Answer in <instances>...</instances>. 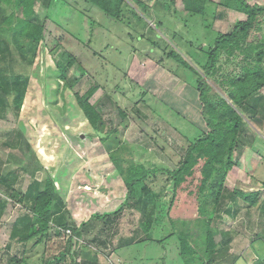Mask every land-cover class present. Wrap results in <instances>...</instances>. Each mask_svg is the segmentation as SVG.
Masks as SVG:
<instances>
[{
	"label": "trees",
	"instance_id": "1",
	"mask_svg": "<svg viewBox=\"0 0 264 264\" xmlns=\"http://www.w3.org/2000/svg\"><path fill=\"white\" fill-rule=\"evenodd\" d=\"M38 1L0 0V107H4L6 100L10 101L11 111L19 120L25 99L35 91L32 90V85L41 54L54 53L56 48L65 47L66 41L78 42L76 49L65 52L64 65L55 62L54 66L42 70L41 79L45 80L43 94L49 104L56 103L53 96L61 95L67 107L72 106L79 113V118H75L74 122H78L80 117L87 121L85 134L81 138L97 139L104 146L113 171L126 192L121 204L109 211L91 213L79 226H72L67 222L66 204L57 193L53 178L48 175L41 181L34 173L35 179L24 194L17 190L12 194L15 200L29 207L19 217L12 234L14 239L25 243L23 262L29 257L28 253L37 254L38 246L46 244L51 235L52 224H55L62 229L73 227V233L77 235L88 236L99 229L79 252L81 264H98L97 253L104 252L110 241L116 238L114 235L118 237L117 248L132 244L134 236L125 240L124 235H120V216L125 208L144 209L146 212L148 200L154 194L157 198H169L166 200L168 205L164 209L163 219L169 223L171 232L158 242L163 243L166 238L175 236L179 240L180 255L188 259L189 264H194L197 260L200 264H236L244 259L243 255H229L232 234L230 231L218 230L216 222L223 212L234 218L241 205H246L249 211L255 208L264 215V197L260 190L248 192L234 188L230 191L225 186L230 174H237L242 148L249 144L257 152L264 149V0H84L99 8L116 23L132 27L144 45H149L151 52L160 54L162 51L159 63L167 61L170 68L175 67V72L180 70L198 91L206 130L197 126L196 135L186 136L189 145L174 169L147 167L136 160L134 150L124 141L119 128L112 127L106 121L102 108L91 102L94 95L102 89L99 82L92 84L82 94L75 91L79 80L70 78V69L79 63L81 75L87 74L88 70L80 63L84 57H79L76 51L80 46L87 52L91 51L92 35L81 41L67 29L65 25L68 20L65 18H74L76 12L82 30H91L92 34L96 28H99L96 31L98 33L103 26L86 8L79 9L77 3L74 4L75 0H45L46 15L41 20L36 10ZM219 6L239 13L231 32L217 31L214 37H208L204 33L207 43L201 44L202 39L187 41L185 53L170 38L165 40L164 47L161 45L159 39L165 36L163 28L172 21L169 17L178 19L182 16L183 27L189 31L194 26L191 19L200 17L201 26L210 30L219 18ZM134 21L136 23L132 24ZM134 25H139L141 29ZM150 31L156 38L150 37ZM172 33L175 35L176 32ZM127 36L134 39L131 33ZM239 56L241 60L238 59ZM14 63L15 66L19 64L24 67H20L22 70L18 72ZM231 64L236 67L225 69ZM50 68L55 72V79L52 81ZM41 109L52 114V111ZM60 110L57 108L54 113ZM32 112L34 114V109ZM119 114L122 118L127 117L126 112L120 108ZM136 114L146 117L138 109ZM250 129H253V134ZM61 140L63 141L62 136ZM257 140H261V146L255 145ZM60 149L64 151V148ZM161 149L164 147L161 146ZM195 180H198V191L193 190L189 195V199L196 204L192 221L181 217L176 219L174 214L180 211L183 203L181 192ZM160 183L163 187L158 188L157 192L156 187ZM155 209L150 210V215L145 213L148 217L142 222L143 229H149L155 222ZM95 219L102 220L103 228L94 225L92 221ZM199 222L201 231H204L205 249L201 253L191 240V227ZM176 228L181 231L177 232ZM56 231L58 234L62 233L61 230ZM218 233L222 236L219 242L216 240ZM257 239L264 244V228ZM116 247L109 246L108 251L112 252ZM43 251L38 258L40 264H64L67 257L71 260L70 264L75 263L76 255H71L68 251H61L52 258H47ZM193 253L197 255L195 260L191 259ZM258 258L264 264V258ZM22 260L14 259L13 262L17 264Z\"/></svg>",
	"mask_w": 264,
	"mask_h": 264
},
{
	"label": "rangeland",
	"instance_id": "2",
	"mask_svg": "<svg viewBox=\"0 0 264 264\" xmlns=\"http://www.w3.org/2000/svg\"><path fill=\"white\" fill-rule=\"evenodd\" d=\"M75 1L74 4L77 3L79 9L86 8L87 12L103 26L98 33L96 31L99 28H96L92 34L91 30H82L76 12L74 18H65L68 20L65 25L67 29L75 33L81 41L89 39L92 35L90 38L92 50L87 52L83 46H80L76 51L79 57H84L82 62H79L88 70L87 74L81 75L78 68L79 63L70 69V78L79 80L75 85V91L82 94L92 84L99 82L102 89L94 95L91 102L97 103L102 108L106 121L112 127L119 128L124 141L134 150L136 160L143 162L147 167L174 169L189 145L186 136L196 135L198 127L206 130L201 115L202 104L198 91L184 78L180 70L175 72V67L170 68L167 61L159 63L162 51L160 54L151 52L149 45H144L132 27L116 23L99 8L84 0ZM44 2L45 0H39L36 5L41 20L46 15ZM217 13L219 18L210 30L201 26L200 17L191 19L193 25H196L192 26L191 31L183 27L182 16L178 19L169 17L172 21L166 23V28H163L165 36L159 39L161 45L164 47L165 40L170 38L185 53L187 41L202 39L201 44L207 43V38L203 36L204 33H207L208 37L210 35L214 37L217 31L231 32L239 18V13L222 6L218 7ZM135 23L134 21L132 24ZM150 24L152 25V22ZM134 26L141 29L139 25ZM172 32H176L175 35ZM128 33L133 34L134 39L127 36ZM154 36L155 34L150 31V37ZM65 44V47L61 46L56 48L54 53H50L51 56L46 52L41 54L36 65L35 81L32 85V90L35 91L25 99L21 108L22 116L19 120L11 111V102L8 100L5 102L2 117H0V141H2L0 142V154L7 160L8 168L13 169L12 172L17 174L14 175L16 176L15 185L20 188L22 185L25 190L27 189L35 179L34 173H36V178L41 181L45 180L48 175L52 177L57 193L66 204L67 222L72 226H79L81 222L88 219L91 213L113 209L111 204H121L126 190L120 179L116 177V173L112 175L113 166L104 146L97 139L81 138L85 134L84 128L87 121L80 117L75 123L74 120L79 118V115L77 117L79 113L72 106L67 107L61 95L53 96L56 103L49 104L47 97L43 94L45 80L41 79L42 70L54 66L55 62L64 65L66 63L65 52L79 46L78 42L74 41H66ZM238 59L241 60V56ZM13 66L18 72L22 70L20 67H24L19 64L15 66V63ZM234 67L236 66L231 64L225 69ZM50 72V81H52L55 79L53 68H50ZM262 93L264 94V89ZM41 108L52 111V114L49 115L48 111ZM57 108L62 110L58 112L59 114L54 113ZM119 108L126 112V118L120 116ZM137 109L146 117L137 116ZM252 130L250 129L251 134H253ZM7 139L11 145L16 147H4L2 144ZM261 143V140H257L255 145L261 146ZM161 146L164 149H161ZM60 148H64V151ZM112 177H115V180L111 179ZM160 178L164 179V177ZM157 186L158 192V188L163 186L162 183ZM225 186L230 191L234 188L248 192L260 190L264 197V149L257 152L249 144L242 148L237 174H230ZM113 189L115 190L112 193ZM193 190L198 191V180L185 187L181 192L183 203L180 211L174 214L176 219L181 217L192 221L191 217L194 216L196 204L189 199V195ZM5 192L0 190V201L7 207L14 206L17 208L15 210H18L22 203L13 201ZM192 196L195 197V195ZM89 197L95 198V202L91 203L88 200ZM155 197L154 194L148 200L146 212L144 209L125 208L120 216L118 230L120 229V235H124L125 240L131 239L133 236L134 240L132 244L120 246L113 249L112 252L105 250L101 253L98 252V264H120L119 260H122V264H189L188 259L180 255L179 240L175 236L166 238L163 243L158 242L159 239L171 232V227L165 221L166 219H163L164 209L168 205L169 198L167 197V200L164 199L165 197ZM152 207L156 208L154 218L157 221L155 220L152 226L145 230L142 222L147 220L148 216L145 215L149 214L150 210L152 211ZM11 212L9 211L7 214L8 217L13 216ZM15 216L17 214H14ZM92 222L95 226L103 228L102 220L95 219ZM216 223L218 230L230 231L232 234L229 255L244 256V259L237 261L236 264H262L258 256L264 258V244L260 243L257 236L263 232L264 215L259 210L253 208L249 211L246 205H241L234 218L223 212L220 220H217ZM8 225L9 221L0 227V237L2 238L0 241V264H14L12 260L8 261L9 253L16 256L17 261H20V258L25 254L23 245L13 244L9 248L10 250H7L11 230ZM191 228V240L201 253L205 249L201 222ZM60 229V226L52 224L51 235L46 244L38 246L37 254L28 253L29 257L21 264H40L38 258L42 256L43 249L47 258H52L61 251H68L71 255H76L74 264H81L82 258L79 256V252L99 229L88 236L75 233L70 236L65 232L58 234L56 230ZM70 229L73 232V227ZM116 229L117 227L114 231ZM179 230L181 231L176 228L177 232ZM103 236L105 235L103 234ZM114 236L116 238L110 241L112 248L118 244V237ZM221 239L222 236L218 233L217 242ZM252 244L253 246H251ZM191 246L193 245L191 244ZM196 256L193 253L191 259L195 260ZM28 260L29 262H27ZM70 262V258L67 257L64 264H70ZM194 264H200V261L197 260Z\"/></svg>",
	"mask_w": 264,
	"mask_h": 264
},
{
	"label": "crops",
	"instance_id": "3",
	"mask_svg": "<svg viewBox=\"0 0 264 264\" xmlns=\"http://www.w3.org/2000/svg\"><path fill=\"white\" fill-rule=\"evenodd\" d=\"M7 101V100H6ZM5 101V102H6ZM6 104V103H5ZM2 110H3V107H0V117H2ZM23 131V130H22ZM2 142V141H0ZM4 142V141H3ZM4 147H7V148H13L12 146L14 145H11L9 143V140H5V142L2 144ZM16 147V146H14ZM13 169H9L8 168V162L7 160H5V158L2 157V155L0 154V190H3V191H6L5 194L7 196H10L11 199L15 202H18V200H15L12 196V194L14 193V191H21L22 194H24L26 192V190L24 189V187H22L21 185V188L18 187V185H15V180H16V176L14 175H17L15 174L14 172H12ZM115 174V171L112 173V175ZM117 177V176H116ZM111 179H114L115 180V177H112ZM89 186V185H88ZM87 186V187H88ZM28 188V187H27ZM115 189H113L112 193L114 192ZM110 191H111V188H110ZM96 196V195H95ZM91 203H94L95 201V198H92V197H89L88 199ZM100 202V201H99ZM116 205H119V204H116ZM115 204H111L112 208H114L116 206ZM11 207H12V210H11ZM11 207H7L4 203H2L0 201V227L6 225V223L9 221V225L11 230H10V234H9V242H8V249L7 250H10L9 248L13 245V244H18V245H23V249L25 251L26 247H25V243L23 242H20L18 239H14L12 237V234H13V230L15 229V226H17V221L19 219V217H21L24 212L26 211L27 208H29L28 206H23V204H21V208L19 207V211L18 210H15L17 208H14V206H11ZM110 209H105L103 210L104 211H109ZM9 211H12L11 213L13 214V216L11 215L10 217L7 216V214L9 213ZM102 213V212H101ZM14 214H17V216L14 217ZM5 237H7L5 235ZM1 237H0V241H1ZM8 239V238H7ZM109 246H111V244L109 243V245H107L106 247L108 248ZM105 247V248H106ZM113 247V246H112ZM116 247V245H115ZM114 247V248H115ZM105 249V251L107 252L108 250H110L109 248L108 249ZM117 248V247H116ZM113 251V249H112ZM9 253V252H8ZM24 253V252H23ZM10 256L8 258V261L10 260H14L16 259V256H14L12 253H9ZM25 255V254H24ZM233 256H238L236 254H232ZM111 256V255H109ZM24 256H22L20 259L22 260ZM48 257V256H47ZM121 261L120 264H122V260H119ZM21 263H24L23 260L22 262L20 263H17V264H21Z\"/></svg>",
	"mask_w": 264,
	"mask_h": 264
},
{
	"label": "built area",
	"instance_id": "4",
	"mask_svg": "<svg viewBox=\"0 0 264 264\" xmlns=\"http://www.w3.org/2000/svg\"><path fill=\"white\" fill-rule=\"evenodd\" d=\"M61 231H62V233H66L67 235H70V236H72L73 235V232H72V230L70 229V228H65V229H60Z\"/></svg>",
	"mask_w": 264,
	"mask_h": 264
},
{
	"label": "bare ground",
	"instance_id": "5",
	"mask_svg": "<svg viewBox=\"0 0 264 264\" xmlns=\"http://www.w3.org/2000/svg\"><path fill=\"white\" fill-rule=\"evenodd\" d=\"M43 148H44V147H43ZM43 148H42V149H43Z\"/></svg>",
	"mask_w": 264,
	"mask_h": 264
}]
</instances>
